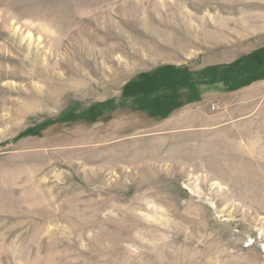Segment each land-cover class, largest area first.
Returning <instances> with one entry per match:
<instances>
[{
	"label": "rangeland",
	"instance_id": "rangeland-1",
	"mask_svg": "<svg viewBox=\"0 0 264 264\" xmlns=\"http://www.w3.org/2000/svg\"><path fill=\"white\" fill-rule=\"evenodd\" d=\"M0 264H264V0H0Z\"/></svg>",
	"mask_w": 264,
	"mask_h": 264
},
{
	"label": "built area",
	"instance_id": "built-area-1",
	"mask_svg": "<svg viewBox=\"0 0 264 264\" xmlns=\"http://www.w3.org/2000/svg\"><path fill=\"white\" fill-rule=\"evenodd\" d=\"M215 107L214 106H212V109H214Z\"/></svg>",
	"mask_w": 264,
	"mask_h": 264
}]
</instances>
